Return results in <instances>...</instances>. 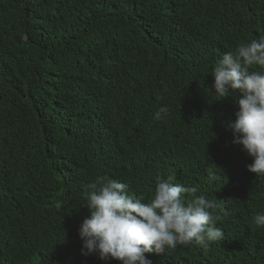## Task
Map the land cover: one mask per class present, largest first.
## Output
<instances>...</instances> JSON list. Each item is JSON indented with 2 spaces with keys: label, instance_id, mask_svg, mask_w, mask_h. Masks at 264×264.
Returning a JSON list of instances; mask_svg holds the SVG:
<instances>
[{
  "label": "trees",
  "instance_id": "16d2710c",
  "mask_svg": "<svg viewBox=\"0 0 264 264\" xmlns=\"http://www.w3.org/2000/svg\"><path fill=\"white\" fill-rule=\"evenodd\" d=\"M262 36L264 0H0V264H121L81 253L100 177L145 203L158 178L217 200L224 239L153 264H264V177L228 127L239 92L211 88Z\"/></svg>",
  "mask_w": 264,
  "mask_h": 264
},
{
  "label": "clouds",
  "instance_id": "9594fccd",
  "mask_svg": "<svg viewBox=\"0 0 264 264\" xmlns=\"http://www.w3.org/2000/svg\"><path fill=\"white\" fill-rule=\"evenodd\" d=\"M253 65L261 70H250ZM212 69L211 88L221 99L239 92V111L228 125L232 143L252 158L247 170L264 177V36L225 52ZM168 111L161 107L155 118L162 119ZM88 189L84 206L90 215L78 230L82 255L96 253L103 261L121 264H153L146 254L169 253L193 242L207 247L224 239L217 200L198 194L195 186L158 178L147 203L116 179L100 177ZM255 224L264 227V212L256 214Z\"/></svg>",
  "mask_w": 264,
  "mask_h": 264
}]
</instances>
